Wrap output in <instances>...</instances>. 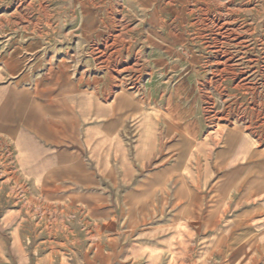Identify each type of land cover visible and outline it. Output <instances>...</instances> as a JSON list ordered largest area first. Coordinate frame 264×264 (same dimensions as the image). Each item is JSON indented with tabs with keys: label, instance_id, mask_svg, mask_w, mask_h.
Listing matches in <instances>:
<instances>
[{
	"label": "rangeland",
	"instance_id": "obj_1",
	"mask_svg": "<svg viewBox=\"0 0 264 264\" xmlns=\"http://www.w3.org/2000/svg\"><path fill=\"white\" fill-rule=\"evenodd\" d=\"M0 53L12 76L49 56L56 93L82 98L0 106V238L38 264H125L165 204H197L174 162L193 127L264 139V0H0Z\"/></svg>",
	"mask_w": 264,
	"mask_h": 264
},
{
	"label": "crops",
	"instance_id": "obj_2",
	"mask_svg": "<svg viewBox=\"0 0 264 264\" xmlns=\"http://www.w3.org/2000/svg\"><path fill=\"white\" fill-rule=\"evenodd\" d=\"M6 61L7 56L0 53V106L5 100H22L24 95H30L36 102H48L58 96L70 104L82 99L62 95L65 91L56 93L47 74L39 71L43 63L49 66V56L37 57L28 73L21 71L15 76L9 73ZM27 84L31 90H27ZM257 109L260 111V106ZM2 113L0 107V133L4 128ZM211 122H215L213 118ZM249 124L247 121L243 129L236 126L228 129L218 123L206 131L193 127L191 140L197 141L195 148L185 153L177 150L174 162L180 185L196 196L198 203L191 208L177 201L167 204L168 208L165 204L158 215L146 220L148 229L136 232L125 264H250V260L258 257V264H264V252L248 246V243H264V139L262 130L253 131ZM23 134L20 127L15 139L22 140ZM47 138L50 137L35 134L28 141L32 146L60 144L48 142ZM221 140L222 149L216 153L215 147ZM175 146H179L178 141ZM253 210L258 214H249ZM247 227L252 230L250 234L246 233ZM26 242L29 240H23L15 232L8 248L0 238V264H8V258L14 260L11 264H38L33 252L30 255L25 252L22 244ZM252 264L257 263L252 261Z\"/></svg>",
	"mask_w": 264,
	"mask_h": 264
},
{
	"label": "bare ground",
	"instance_id": "obj_3",
	"mask_svg": "<svg viewBox=\"0 0 264 264\" xmlns=\"http://www.w3.org/2000/svg\"><path fill=\"white\" fill-rule=\"evenodd\" d=\"M183 1V0H182ZM170 2V1H169ZM184 3V2H183ZM189 4H191V2L189 3ZM200 4V3H199ZM195 6H196V4H195ZM187 7V6H186ZM167 8V7H166ZM169 8V7H168ZM192 10V9H191ZM193 11V10H192ZM233 20V19H232ZM185 21V20H184ZM188 23H190V22H188ZM238 27V26H237ZM230 32V31H229ZM213 35V34H212ZM240 41V40H239ZM105 52V51H104ZM118 69V68H117ZM254 90V89H253ZM254 92V91H253Z\"/></svg>",
	"mask_w": 264,
	"mask_h": 264
}]
</instances>
